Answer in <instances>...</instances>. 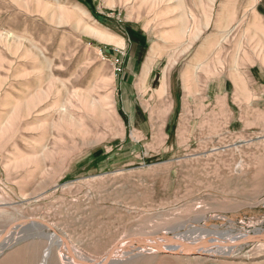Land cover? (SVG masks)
Here are the masks:
<instances>
[{
	"label": "rangeland",
	"instance_id": "374dc122",
	"mask_svg": "<svg viewBox=\"0 0 264 264\" xmlns=\"http://www.w3.org/2000/svg\"><path fill=\"white\" fill-rule=\"evenodd\" d=\"M53 230L48 264H264V0H0V264Z\"/></svg>",
	"mask_w": 264,
	"mask_h": 264
},
{
	"label": "bare ground",
	"instance_id": "6f19581e",
	"mask_svg": "<svg viewBox=\"0 0 264 264\" xmlns=\"http://www.w3.org/2000/svg\"><path fill=\"white\" fill-rule=\"evenodd\" d=\"M27 220H29V219H27ZM34 222V221H33ZM36 225L38 224V225H42L41 223H36V222H34ZM24 224V223H23ZM35 224H32V225H35ZM41 227H43V228H45L46 229V227L43 225V226H41ZM48 229V228H47ZM53 232H54V230H53ZM261 235V234H260ZM47 238H48V241H49V246L47 247V248H45V249H43L42 251H41V253H40V256H39V259H38V264H48L49 262H50V259H51V256H52V254H51V245H53V244H56V245H60V246H63V247H65L66 248V250L68 251V255H69V257L73 260V261H75L74 259H73V257L74 256H72V254H71V252H70V250H69V248H68V244H67V242H66V240L63 238V237H61V236H59V235H57L56 233H49L48 235H47ZM155 238V237H154ZM154 238H151V237H140V238H134V240H138V241H142V242H144V243H146V244H148L149 246H151V247H153V248H155V249H158V250H161V251H163V250H165V251H168V252H170V253H174V252H177V253H180L181 252V254L182 253H184V254H186V255H188L189 253L190 254H192V253H195L196 251H199L200 249H198V250H189L188 248H186V247H184V246H182V244H185V243H183L182 241H179V239L177 240H173L172 238H159V239H154ZM238 238V237H237ZM244 238H246V236H243V238H241V240L242 239H244ZM175 239V238H174ZM130 241V240H129ZM169 241H175L174 242V244H176L175 246H170V245H168L167 243H169ZM198 241V240H197ZM205 242H207V241H200V243L199 242H197L196 244H191V245H193V247H199L200 246V244L201 243H205ZM216 242L217 243H230V242H228V240L226 241V242H219V241H216V240H210V243H214V244H216ZM188 243V242H187ZM208 243V242H207ZM231 243H233V242H231ZM119 244V243H118ZM122 245L121 246H119L118 248H120V247H122V246H124V245H126L127 243H121ZM115 247V246H114ZM112 250H114L113 249V247H112V249L111 250H109L108 251V253L106 254V256L103 258V262H105L106 260H109V258L111 257L110 255H112V253H111V251ZM116 250V249H115ZM201 250H205V249H201ZM222 250V249H221ZM191 251H194V252H191ZM207 251H209V250H207ZM116 253V252H115ZM197 253V252H196ZM195 253V254H196ZM199 253V252H198ZM31 257V256H30ZM33 258V257H32ZM31 258V259H32ZM76 259H79L80 260V262H81V259L79 258V257H76ZM33 261V260H32ZM84 261V260H83ZM102 262V263H103ZM84 263V262H83ZM86 263V262H85ZM106 263V262H105ZM81 264V263H80ZM99 264V263H98Z\"/></svg>",
	"mask_w": 264,
	"mask_h": 264
},
{
	"label": "crops",
	"instance_id": "0c3cea01",
	"mask_svg": "<svg viewBox=\"0 0 264 264\" xmlns=\"http://www.w3.org/2000/svg\"><path fill=\"white\" fill-rule=\"evenodd\" d=\"M132 35L136 36V33L132 31L131 33ZM144 41L142 38H138L137 40H132V43L130 45V51L129 53L130 54V59L132 61L133 64L136 63L137 60H139V64L137 66V73L140 74V73H152L154 72V70L156 69V65L154 64H151V66H149V69H145L146 65L144 63V59L145 58V55L147 54L146 50H144V46H145V43L142 42ZM137 62V63H138ZM144 63V64H143ZM148 66V64H147ZM169 72L171 73L172 70H169ZM257 82H260L262 83V78H256Z\"/></svg>",
	"mask_w": 264,
	"mask_h": 264
},
{
	"label": "water",
	"instance_id": "95a60500",
	"mask_svg": "<svg viewBox=\"0 0 264 264\" xmlns=\"http://www.w3.org/2000/svg\"><path fill=\"white\" fill-rule=\"evenodd\" d=\"M35 222L36 223H41L45 227L51 229V227L48 224H46V223H44L42 221H37L36 220ZM52 233H54V232H52ZM249 243H264V233H262L261 235L260 234L251 235V236L247 237L246 239H244L242 241H239L237 243L232 244V246H240V245L249 244ZM212 245H214V244L210 243V242L201 243L199 247H193V245H191V244H182V246L188 248L189 250L206 249V248H209ZM191 252H194V251H191ZM85 264H89V263H85Z\"/></svg>",
	"mask_w": 264,
	"mask_h": 264
},
{
	"label": "built area",
	"instance_id": "2783aa9c",
	"mask_svg": "<svg viewBox=\"0 0 264 264\" xmlns=\"http://www.w3.org/2000/svg\"><path fill=\"white\" fill-rule=\"evenodd\" d=\"M119 64H120V60L117 59V58H114V59H113V65H114L115 67H119Z\"/></svg>",
	"mask_w": 264,
	"mask_h": 264
}]
</instances>
